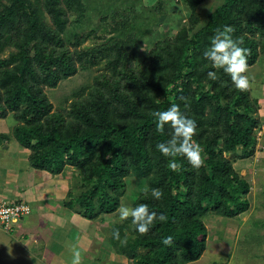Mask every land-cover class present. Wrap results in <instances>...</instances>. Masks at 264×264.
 <instances>
[{"label": "trees", "instance_id": "trees-1", "mask_svg": "<svg viewBox=\"0 0 264 264\" xmlns=\"http://www.w3.org/2000/svg\"><path fill=\"white\" fill-rule=\"evenodd\" d=\"M183 1L193 25L160 38L143 60L131 65L138 41L151 31L153 8L147 19L126 20L128 35L121 31L123 36L109 46L117 57L104 62L105 72L89 95L74 103L66 122L63 115L50 114L52 104L40 86L56 85L77 72L63 36L68 13L79 0H0V45L12 40L17 47L0 58L2 65L16 63L0 75V118L12 111L20 120L3 136L29 148L30 163L37 169L57 174L66 165L75 167L64 204L93 221L102 222L117 211L132 176L149 179L135 204L146 203L167 219L155 221L143 234L134 231L131 217L129 230L114 223L112 230L123 232L119 238L112 235L111 242L131 259L127 264H189L206 249L208 230L202 217L209 210L235 217L250 206V182L224 153L239 158L255 153L262 127L259 99L250 87L237 89L222 69H212L202 52L215 31L228 26L231 37L248 49V66L255 64L264 54V0H222L204 24L194 22L202 0ZM209 70L216 72V80L207 76ZM171 103L196 121L192 139L202 149L199 168L177 155L173 171L167 166L170 158L155 147L172 130L158 131L153 113ZM152 188L162 191L160 199L152 197ZM168 235L173 239L165 245L162 237Z\"/></svg>", "mask_w": 264, "mask_h": 264}, {"label": "rangeland", "instance_id": "rangeland-1", "mask_svg": "<svg viewBox=\"0 0 264 264\" xmlns=\"http://www.w3.org/2000/svg\"><path fill=\"white\" fill-rule=\"evenodd\" d=\"M221 2L222 0H202L197 10L199 16L194 22L204 24L210 11ZM149 8H153L154 12V15L149 16L151 31L141 42L138 41L137 48H131L134 49L136 58L128 65L143 60L160 38L173 37L183 25H193L188 4L183 0H79L75 4L74 11L68 13V32L63 37L64 47L73 54L77 72L62 77L56 85L40 86L41 94L52 104L51 115H63L66 122L70 120L74 103L84 100L89 95L96 78L105 72L104 62L117 57L115 48L109 46L113 45L114 40L121 34L123 36L121 31L124 30L125 37L128 35L129 28H124L125 22L134 23L136 19H145L149 15L147 13ZM121 22L124 24L122 25ZM120 26L122 28H115ZM0 46V58H6L17 51L12 40L9 42L4 40V45ZM55 48L58 50V45ZM78 54L82 55L78 56ZM14 65L16 63L8 65L0 63V75L6 69H13ZM245 74L250 82L251 93L258 94V87L264 82L263 53L255 64L247 67ZM2 118L13 126L20 122L12 111H8L7 116ZM261 125L262 127L257 129V142L263 138L264 124ZM12 129L13 127L3 134H11ZM3 134H0V139H6ZM262 148L264 149V146ZM259 151V146L256 145L255 153L245 158H239L233 152L224 153L233 160L235 170L250 182L251 188L247 195L250 206L235 217H227L209 210L202 217L208 230L206 249L200 261L189 264H264V157L259 155L261 154ZM66 168L72 170L71 179L72 175H77L75 167L66 165L64 170ZM148 182L147 178L132 176L122 195L121 204L135 205L142 192L148 189ZM102 222L109 244L117 252L111 242L112 227L114 223H121L129 230L130 220L119 221L118 211H115L106 214ZM107 222H109L108 232L105 225ZM122 232L119 231V236ZM128 259L127 263L131 261L130 258Z\"/></svg>", "mask_w": 264, "mask_h": 264}, {"label": "crops", "instance_id": "crops-1", "mask_svg": "<svg viewBox=\"0 0 264 264\" xmlns=\"http://www.w3.org/2000/svg\"><path fill=\"white\" fill-rule=\"evenodd\" d=\"M261 83L256 89L258 94H252L259 99L258 115L264 124V82ZM12 127L0 118V134ZM262 132L264 139V129ZM262 139L257 145L263 158ZM30 152L15 138L0 139V198L25 200L32 206V212L21 218L12 231L0 228V264H70L73 245L81 250V264L127 263L128 257L115 252L109 244L103 222L65 206L72 170L66 168L64 173L53 174L37 169L30 163ZM105 225L108 232L109 222Z\"/></svg>", "mask_w": 264, "mask_h": 264}, {"label": "clouds", "instance_id": "clouds-1", "mask_svg": "<svg viewBox=\"0 0 264 264\" xmlns=\"http://www.w3.org/2000/svg\"><path fill=\"white\" fill-rule=\"evenodd\" d=\"M231 29L228 26L218 28L210 37L208 46L203 50V57L211 62L212 69H222L226 73L237 89L245 90L249 88L250 82L246 70L248 67V49L242 46V40L233 39L230 35ZM207 76L217 79L214 70H209ZM155 126L158 131H163L165 127L172 130L171 137L164 141H158L155 145L165 157H169L167 166L175 171L177 163L174 157L184 156L187 161L196 168L203 163L201 157V147L193 142V135L196 130V121L181 110L177 103H171L162 110L153 113ZM152 197L160 199L163 195L159 188L151 189ZM118 220L123 222L131 217V224L137 233H146L153 226L155 221H165L167 219L164 212L150 209L146 203L135 205L120 204L117 208ZM113 236L119 238V232L113 230ZM172 236L162 237V243L169 245ZM81 250L76 245L72 246L70 264H81Z\"/></svg>", "mask_w": 264, "mask_h": 264}, {"label": "built area", "instance_id": "built-area-1", "mask_svg": "<svg viewBox=\"0 0 264 264\" xmlns=\"http://www.w3.org/2000/svg\"><path fill=\"white\" fill-rule=\"evenodd\" d=\"M32 212V206L25 200L8 201L0 198V228L12 231L16 223Z\"/></svg>", "mask_w": 264, "mask_h": 264}]
</instances>
